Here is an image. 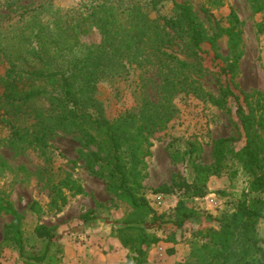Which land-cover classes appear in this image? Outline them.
I'll return each instance as SVG.
<instances>
[{"label":"trees","instance_id":"trees-1","mask_svg":"<svg viewBox=\"0 0 264 264\" xmlns=\"http://www.w3.org/2000/svg\"><path fill=\"white\" fill-rule=\"evenodd\" d=\"M164 1L167 0H97L84 11L68 10L47 23L29 15L12 36L14 29L4 31L0 26V65L5 66L0 73V112L11 128V143L24 144L47 155L57 128L78 132L85 169L102 178L111 194L131 207L114 231L139 260L148 255L154 244L177 242L174 233L166 237L158 233L168 220L151 205L142 183L151 139L167 129L177 109L172 103L159 106L147 102L139 112L126 111L115 118L106 116L104 104L96 94L98 84L107 77L127 73L129 64L151 61L152 56L161 61L163 58L173 73L172 78L168 75L166 79L170 89L208 97L227 110H232L230 101H234L245 138L240 149L235 144L241 136L217 138L209 164L199 160L201 150L193 141L185 150L171 151L173 162L190 167L194 179L189 182L185 174L176 172L171 184L156 189L157 192L182 189L186 196H203L210 177L228 172L236 163L252 177L253 190L264 192V96L247 93L233 82L238 72L237 61L222 67L227 80L222 82L219 95L205 92L193 76L202 72L200 67L165 48L181 42L192 56H199L204 43L217 47V34L206 31L186 0H170L173 13L163 16L164 24H160L151 17L149 8ZM229 17L230 26L225 31L237 45L240 19L235 10ZM93 30L99 32V42H84L82 37ZM235 172L230 174L234 176ZM82 189L77 180L67 175L53 185L50 209L58 210L67 203L66 190L80 193ZM29 210L39 213L41 207L34 201ZM0 212L12 216L3 233L6 245L15 247L27 264L46 260L53 264L55 226L40 223L34 228L36 240L44 244V250L30 253L26 250L24 215L3 196ZM83 217L87 219L88 214ZM199 218L200 214L182 199L171 222L182 228ZM261 219L264 198L239 200L218 218V229L207 227L212 245L197 247L193 264H264V235L258 231ZM169 253L173 254L174 249Z\"/></svg>","mask_w":264,"mask_h":264},{"label":"rangeland","instance_id":"rangeland-1","mask_svg":"<svg viewBox=\"0 0 264 264\" xmlns=\"http://www.w3.org/2000/svg\"><path fill=\"white\" fill-rule=\"evenodd\" d=\"M97 0H0V26L4 31L19 30L29 15L43 23L65 14L84 11ZM182 1V0H181ZM198 20L209 34H217V47L204 43L199 56H192L183 43L171 48L181 59L198 65L201 73L193 74L204 91L220 94V87L227 78L222 67L237 61L238 72L233 82L247 93L264 96V0H186ZM59 9V11H58ZM239 16L240 40L234 45L225 29L230 26V13ZM151 17L164 24L163 16L173 13L170 0L149 8ZM21 20L17 24V22ZM1 39V38H0ZM86 43L99 42L97 30L82 37ZM4 43H7L6 41ZM152 56L151 61L129 64L128 72L111 76L98 84L97 97L103 102L106 116L115 118L126 111L139 112L148 102L150 105H169L177 112L167 129L151 139L150 154L145 157L146 167L142 179L143 191L158 213L168 220L158 233L164 237L174 233L177 242L161 241L154 244L145 258H137L136 252L125 247L116 236L114 227L131 212V207L113 196L105 181L85 169V155L80 134L66 128H57L50 139L52 147L47 155L20 143H11V128L2 120L0 112V196L9 200L24 215L26 250L40 253L44 244L36 240L34 228L44 223L56 227V244L51 249L53 264H193V253L203 244L212 245L207 227L219 228L218 218L239 200L251 201L264 198V192L252 188V177L240 164L220 176L213 175L207 182L203 196H186L184 190L157 192L171 184L176 172L194 179L190 167L177 166L171 151L185 150L190 141L197 143L199 160L211 163L213 143L217 138L241 136L235 144L240 149L245 138L236 116L234 101L232 110L219 107L207 97L195 93L170 89L166 79L173 77L171 65ZM5 69L0 65V73ZM173 144L172 148L170 145ZM236 171L234 176L230 173ZM70 175L82 185L80 193L66 190L67 203L60 209H50L51 189L54 184ZM161 196V199L159 198ZM194 208L200 218L176 228L171 219L180 200ZM36 201L41 211L31 212L29 206ZM88 214L87 219L83 217ZM12 216L0 212V264H27L19 251L3 242L5 226ZM264 235V219L258 224ZM174 253L170 254V249ZM35 261L30 264H50Z\"/></svg>","mask_w":264,"mask_h":264},{"label":"built area","instance_id":"built-area-1","mask_svg":"<svg viewBox=\"0 0 264 264\" xmlns=\"http://www.w3.org/2000/svg\"><path fill=\"white\" fill-rule=\"evenodd\" d=\"M159 198L161 199V196H159Z\"/></svg>","mask_w":264,"mask_h":264}]
</instances>
